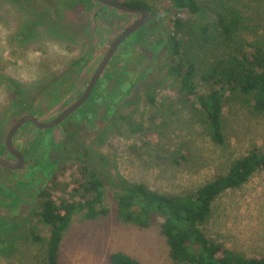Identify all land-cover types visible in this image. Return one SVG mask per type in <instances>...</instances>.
Masks as SVG:
<instances>
[{"label": "rangeland", "instance_id": "374dc122", "mask_svg": "<svg viewBox=\"0 0 264 264\" xmlns=\"http://www.w3.org/2000/svg\"><path fill=\"white\" fill-rule=\"evenodd\" d=\"M165 1L149 0L155 13L138 35L146 39L123 42L107 66L111 88L105 120L82 122L69 136L65 128L75 122L70 116L39 145L34 143V127H23L15 135L14 145L28 142L32 154L12 173L0 169V264H44L49 229L36 215L38 192L51 182L71 185L81 166L95 168L112 184L141 182L157 191L184 193L264 146V114L226 105V139L217 145L180 98L179 81L168 67L174 13L166 12ZM199 1L205 9L201 18L210 19L213 0ZM226 2L242 13L248 36L264 38V0ZM82 5L75 0H0V157L8 158L5 137L22 114L35 109L43 120L66 104L58 101L55 76L68 69L96 68L109 44L136 20L127 12L99 10V4ZM66 92L67 87L61 88L59 94ZM63 195L53 192L55 198ZM104 203L110 208L106 216L73 217L60 245V264H109L117 251L141 264H173L160 233L161 218L140 228L118 220L109 190ZM213 211L205 225L211 239L249 257H264V170L221 194ZM32 231L39 242L33 241Z\"/></svg>", "mask_w": 264, "mask_h": 264}, {"label": "trees", "instance_id": "16d2710c", "mask_svg": "<svg viewBox=\"0 0 264 264\" xmlns=\"http://www.w3.org/2000/svg\"><path fill=\"white\" fill-rule=\"evenodd\" d=\"M227 1V0H226ZM225 0H213L211 18L203 20L199 0H166V12H173L168 48V67L178 81V94L206 127L210 140L225 143L223 118L226 105L239 104L256 115L264 114V38L248 36L242 13ZM125 4L147 9L149 0H127ZM251 36L253 38H251ZM201 89V90H200ZM204 91H203V90ZM149 102L155 104L154 98ZM79 122L65 128L71 136ZM35 143V141H34ZM29 143L22 151L30 159ZM264 170V146L253 148L235 159L227 172L215 176L193 191L165 193L145 183L116 185L95 168L81 166L72 184L51 182L38 192L40 222L49 229L45 240L44 264H60V245L75 215L86 220L106 216V190L116 204L122 223L149 228L156 218L173 264H264V257H249L211 239L205 225L213 216L214 203L227 190L243 186L252 175ZM60 190L63 196L55 198ZM35 242L41 240L34 231ZM109 264H141L129 254L117 251Z\"/></svg>", "mask_w": 264, "mask_h": 264}, {"label": "flooded vegetation", "instance_id": "af4514ba", "mask_svg": "<svg viewBox=\"0 0 264 264\" xmlns=\"http://www.w3.org/2000/svg\"><path fill=\"white\" fill-rule=\"evenodd\" d=\"M75 1L78 3H82L83 4L82 6H84V8L92 7L91 3L92 4L94 3L96 5H98V4L101 5L99 10L103 8V9L108 10V11L115 10L116 13L125 12L122 10H117L115 8L103 5V4L98 3L94 0H75ZM120 2H122V1H120ZM127 13H130V12H127ZM130 14L134 15L136 17V20L133 21L125 30H123V32H125L130 26H132L140 18V15H141L140 13H130ZM151 16H152V13L150 12V17ZM150 17H149V19H150ZM148 22H149V20L146 23H144L141 27H139L137 30H135L131 35H129L127 38H125V40H123L122 43H120L118 45V47L115 49L114 53L112 54L110 60L108 61V63L106 64V66L104 67V69L102 70L100 75L98 76L97 80L95 81V83H94L90 93L86 97V99L72 113H70L62 121V123L64 121H66L70 116H75L74 121L79 122V124H81L82 122L90 123L93 120L98 121L99 119L105 120L108 117V112L110 109L111 74L107 70V66L110 64L112 59H114L115 53L121 47L123 42L127 41L129 38H132V40L137 39L138 35L142 32L141 31L142 28H144ZM123 32H121L119 35H121ZM117 37L109 44L108 49L112 46L113 42L117 39ZM143 39H146L145 34H143L141 37H139L137 40H135V42H137L139 40L141 41ZM108 49L106 50V52L108 51ZM157 49H158V47L155 50V54H157ZM106 52H105V54H106ZM169 52H170V50L168 49V53ZM105 54H104V56H105ZM102 59H101V61H102ZM100 62H99V64H100ZM99 64L97 65L96 68H93V66H92L91 68H88L87 70H85V69H68L67 71H64L63 73H59L55 76L54 83H56V85L59 87V90L57 91L58 93L56 94L58 96V98H60V99H58V101H63V102L67 101L65 105L63 104L62 109L56 115H54L53 117L42 120V119H40V116H39L40 112H38V110L35 111V109L33 108L34 113H32V114H25L24 113L19 118L26 116V115H29V116L35 117L37 120L42 121V122L52 120L54 117H56L58 114H60L64 109H66L68 106L72 105L74 102H76L77 100H79L81 98V96L85 93L91 79L93 78L94 74L96 73ZM66 87H67V92H66L67 94L61 93V95H60L59 92H60L61 88L63 90ZM62 123L59 124L58 126L62 125ZM27 126L36 128L38 135L35 138V145H37V143L39 145L40 141L42 140V138L44 136H45L44 140L47 141L46 137H48V135H46V134H48L51 129L56 128V127H54V128H49V129H39V128L35 127L32 123L26 122L17 130V132H19V130L23 129V127H27ZM17 132L14 134V136L12 138L13 145L15 143V135L17 134ZM26 143H28V142H26ZM26 143L24 142L23 145L20 147H16L14 145V147L16 149H18L23 154L24 163L26 161V154L22 151V148L26 145ZM4 150L7 152L8 158L5 157L3 159L15 163L16 159L8 152V150L5 149V142H4ZM35 150H36V146H35V149L32 151H35ZM29 153L32 154L31 150L29 151ZM0 169L5 170L8 173H12V172L16 171V170L9 171V170L1 167V166H0Z\"/></svg>", "mask_w": 264, "mask_h": 264}, {"label": "water", "instance_id": "95a60500", "mask_svg": "<svg viewBox=\"0 0 264 264\" xmlns=\"http://www.w3.org/2000/svg\"><path fill=\"white\" fill-rule=\"evenodd\" d=\"M98 3H101L103 5L115 8L117 10H122L125 12L130 13H140V18L132 25L130 26L125 32H123L121 35L117 37V39L113 42L112 46L108 49L105 56L103 57L102 61L100 62L96 73L94 74L93 78L91 79L85 93L81 96L79 100L74 102L72 105L68 106L66 109H64L60 114H58L56 117H54L52 120H48L45 122L37 120L33 116H23L19 118L13 126L8 130L6 137H5V149L8 150V152L16 159V162H10L0 157V166L9 170H17L22 167L24 164V156L23 154L14 147L12 138L14 134L17 132V130L26 122L32 123L35 127L39 129H49L54 128L62 123V121L70 114L72 113L88 96L90 93L95 81L97 80L98 76L110 60L112 54L114 53L115 49L118 47L120 43H122L125 38H127L129 35H131L135 30H137L139 27H141L144 23H146L149 20L150 12L147 9L142 8H135L131 7L124 2H120L117 0H94Z\"/></svg>", "mask_w": 264, "mask_h": 264}]
</instances>
